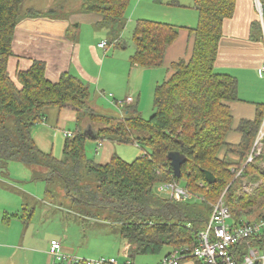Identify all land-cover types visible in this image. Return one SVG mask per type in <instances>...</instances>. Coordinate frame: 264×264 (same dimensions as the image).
Listing matches in <instances>:
<instances>
[{"label":"trees","instance_id":"obj_1","mask_svg":"<svg viewBox=\"0 0 264 264\" xmlns=\"http://www.w3.org/2000/svg\"><path fill=\"white\" fill-rule=\"evenodd\" d=\"M192 1L197 24L188 29L190 56L172 63L169 78L155 87L154 113L147 120L132 106L119 118L93 113L87 105V85L69 74L56 83L49 82L38 61L25 71H17L13 80L7 63L13 55L15 27L23 18V0H0V169L7 171V163L18 162L41 169L43 175L36 178L45 182L59 177L65 194L83 206L80 215L121 226L119 235L129 261L139 255L160 254L164 248L166 255L175 249H191L209 219L210 206L222 195L232 228L264 223V136L259 141L260 152L247 162L251 152L255 153L254 145L264 123V105L256 104L253 120L238 122L235 131L240 134L239 142L227 143L225 138L232 125L229 103L238 100L237 81L214 70L221 27L232 17L235 0ZM258 2L264 22V0ZM172 6L182 7L176 2ZM128 7L129 0H81L83 13L96 14L100 18L97 25L116 34L125 25ZM255 14L251 27L261 35ZM181 29L137 20L131 33V65L161 67L166 48ZM49 108H67L76 113L77 126L70 136H65L62 161L41 151L30 133L42 123ZM11 118L13 122L8 125ZM81 118L97 125L89 137L77 124ZM88 140L136 145L143 153L130 163L114 155L107 164H96L86 158ZM170 153L183 157L178 178L167 158ZM205 171L214 176V183L206 181ZM243 182L255 184V189L244 192ZM164 184L182 188L190 198L176 201L168 197L158 191ZM48 192L46 189L45 194ZM263 239L262 226L258 234L245 239V246L262 250Z\"/></svg>","mask_w":264,"mask_h":264},{"label":"crops","instance_id":"obj_2","mask_svg":"<svg viewBox=\"0 0 264 264\" xmlns=\"http://www.w3.org/2000/svg\"><path fill=\"white\" fill-rule=\"evenodd\" d=\"M49 1V3L41 1L37 8V0H23L21 6L23 18L15 27L11 43L13 55L7 63L9 75L14 80L17 71L27 70L35 61L43 64L45 77L49 82L56 83L61 76L69 74L87 85L89 98L93 95L97 96L93 104L89 102V109L99 116L108 117L101 113L111 112V107L106 103L109 102L113 105L112 102L118 100L111 101L110 97L122 94L124 99L131 97L132 102L123 104L122 108L114 105L119 110L120 116L128 106L143 110L141 105L143 103L140 102L142 93L145 97L152 92L153 101L154 89L169 78L172 73V63L180 59L187 60L190 56L191 36L188 29L196 27L197 12L189 7L188 0H182V3H179L181 6L183 5L182 7L163 4L164 6L159 8L154 2H151L147 8L142 7L144 17H141L140 20H146L149 8V12L158 13V16L164 19V23L182 28L175 41L166 48L162 66L152 69L131 65L130 57L133 55V49L131 48V52L128 54L127 51H124L126 46L121 40V32L118 33L116 39L110 42L103 39L102 31L108 34L116 33H112L110 29L100 28L97 25L100 18L96 14L83 13L81 0H73L77 8L65 7L70 4L71 0ZM165 7L167 9H163ZM40 11H44V13H40ZM255 13L254 0H235L232 17L226 19L222 24L221 38L217 47L215 71L230 75L237 81L238 100L229 103L232 125L225 138L229 144H237L240 140V134L235 131L238 122L253 120L256 104L264 105V71L261 70L264 63V42L260 33L251 27V22L256 20ZM187 15H191L190 18ZM123 28L125 29V26ZM101 42H106L105 50L98 47ZM108 47H112L113 51L110 52ZM134 81L138 82L139 86L135 85ZM123 85L124 87H122ZM91 87L94 88L93 94L90 93ZM61 111L72 113V116L67 117L63 122L77 120L74 110L65 108L53 112L52 108H49L45 111V118L39 124L40 127H33L30 132L35 145L43 152H51V147L46 149L42 145L47 144L48 146L49 144L44 141L55 137V134L51 135V131L46 128L47 122L52 119V114L57 120ZM83 119L85 118H81L77 124H80ZM84 123L85 131L90 132V135L91 131L95 132V129L91 130L90 123ZM63 133L65 136L71 132L68 130ZM39 140L43 143L39 144ZM110 144L113 143L106 140L96 141L95 152L103 156L102 159L97 160V163L92 160L94 163L104 165L111 160L112 155L115 154H113ZM116 144L119 145V143ZM103 145L105 146L103 147ZM107 145L109 148L106 150ZM229 157L233 156L229 155ZM0 171V264H21L23 254L27 258L28 253H32L31 257L36 261L38 252L31 248V239L35 230L32 231L29 228L35 210L30 211L29 209L28 215L24 212L28 207L25 205L28 199L34 203V194L31 188L23 183H29L28 178L35 183L45 181L36 178L37 170L29 173L30 176L22 180L18 177H11L10 171L8 173L1 169ZM244 184L247 183L243 182ZM250 185L254 190L253 185L255 184ZM257 224L264 227V223ZM27 231H30L31 234L27 235ZM124 250L125 245L123 252ZM166 253L167 250L162 254L158 263ZM40 254L42 255V253ZM86 259L94 260L95 258L86 257ZM126 261L129 260L125 258L124 262ZM45 262L48 264L49 260H45ZM129 264L132 262L129 261ZM179 264L197 263L195 260L188 259Z\"/></svg>","mask_w":264,"mask_h":264},{"label":"rangeland","instance_id":"obj_3","mask_svg":"<svg viewBox=\"0 0 264 264\" xmlns=\"http://www.w3.org/2000/svg\"><path fill=\"white\" fill-rule=\"evenodd\" d=\"M41 1L50 2L49 0H37V8H39L38 4ZM179 1V2H178ZM151 2L156 3V5L161 8L164 5L171 6L173 3L179 4L182 3V0H129V7L127 8L126 16H125V29L123 28L121 31V40L125 44L126 48L124 51H127V54L131 52V48L134 52V43L131 40V33L133 30V24L137 20H140L141 17H144L142 11V7L147 8ZM72 3V4H71ZM180 3V4H181ZM190 4L189 7L193 6L192 0H188L187 2ZM162 4V5H161ZM164 4V5H163ZM179 4V5H180ZM77 8L75 2L71 0L70 4L66 5V8ZM183 6V5H182ZM24 7V6H23ZM71 8V9H73ZM167 9V7L163 8ZM67 10V9H66ZM194 10V9H192ZM40 13H44V11H40ZM191 14V13H186ZM190 18L191 15H187ZM193 18V17H192ZM195 19V18H194ZM148 21L161 22L164 23V19L158 16L156 12H149V8L147 11ZM129 21V22H128ZM103 39L107 41H112L117 38L118 34H108L102 31ZM109 51L112 52V47H108ZM109 56V55H108ZM215 70V69H214ZM126 80V79H125ZM124 82V81H123ZM134 84L139 86L138 82L134 81ZM94 86V85H93ZM92 86V87H93ZM91 87V94L94 93V88ZM124 87V85L122 86ZM144 90V88H143ZM123 95V94H122ZM115 95L111 96L110 100H119L125 101L123 96ZM96 95H93L87 101L88 107L89 102L93 104L96 100ZM123 97V98H121ZM252 97V96H250ZM124 99V100H123ZM247 101V100H246ZM143 110H138L143 119H149L154 113V106L152 104V92L148 96H143L140 100ZM259 103V102H257ZM107 106H110L111 112H101L108 117L119 118L120 114L119 110L115 108L111 103H106ZM113 107V108H112ZM122 108V106L120 107ZM53 112H58L59 109L52 108ZM72 116V113L69 111L63 112L61 111L60 117L56 120V117L52 114V119L47 122L46 128L51 131V135L55 134L54 138H49L48 141H44L48 143L42 145L43 148L49 149L51 147V154L54 158L62 161L64 160V155L62 153L63 143L65 136L63 135L64 131L73 132L76 126V119L74 122H63L67 117ZM13 119H9L7 122L8 125L12 124ZM88 121L87 118L81 120L80 127L82 132L86 130L83 128V123ZM85 124V123H84ZM91 124V130L96 128V124ZM40 125H36L35 128H39ZM262 128V127H261ZM260 128V129H261ZM264 132V130H263ZM40 142V140H39ZM113 149V154L122 159L125 162H132L137 159L143 151L140 148H137L135 145H117L116 142H110ZM41 141L39 144H42ZM60 144V148H59ZM96 142L89 141L85 145V155L89 160H94L97 163V160L102 159V156L95 152L96 150ZM105 145H103L104 147ZM109 148V145L106 146V150ZM53 149V151H52ZM261 149V145H259V152ZM258 152V153H259ZM99 153V152H98ZM114 155H112L113 157ZM111 157V158H112ZM36 170L32 167L29 169L24 167L22 164L18 162L7 163V171H10L11 177H18L19 179H25L30 176L31 173ZM30 173V174H29ZM43 175V171L41 169H37V176ZM1 175V171H0ZM89 180L93 179V176L89 175ZM27 184L29 188H31L32 193L34 194V203H32L31 199L27 200L25 205L28 207L24 212L28 215L30 211L35 210L32 216V223L29 226L30 230L34 231V236L32 235L31 244L32 249L37 250V259L34 261L31 257V254L26 255L23 254V258L21 264H47L45 260H49L48 264L53 263V259L49 258L47 252L49 249V242L51 239L57 240L61 245V250L68 257H76L78 259H86L88 258H104L109 260L114 258V260L118 261L119 264L124 262L125 254L123 252L124 243L120 238V228L119 224H116L114 221H105L103 218H95V217H86L84 215H80V210L83 206L78 205L77 202H73L70 197H68L63 190V183L59 177H55L52 181L49 182H40L35 183V181H30ZM47 186V188H45ZM83 186V185H82ZM250 190L252 189L251 186ZM255 187V185H253ZM49 190L47 194H45V190ZM248 193V191H245ZM30 209V211H29ZM80 209V210H79ZM27 235H30L31 232L27 231ZM29 249V248H26ZM67 250V251H66ZM70 251V252H69ZM165 248L162 250L160 254H148V255H139L135 256L130 262L132 264H159L158 261L162 257V254L165 252ZM26 253V252H24ZM42 253V255L40 254ZM44 256V257H43ZM123 261V262H122ZM261 264V263H260Z\"/></svg>","mask_w":264,"mask_h":264},{"label":"built area","instance_id":"obj_4","mask_svg":"<svg viewBox=\"0 0 264 264\" xmlns=\"http://www.w3.org/2000/svg\"><path fill=\"white\" fill-rule=\"evenodd\" d=\"M254 4L261 26V39L264 42V22L261 5L258 0H255ZM98 47L105 50L107 44L106 42H101ZM261 70L264 71V63L261 66ZM131 102V97H128L125 101L118 100L117 102L114 101L112 103L115 106L121 107L123 104H129ZM263 130L264 123L259 130V135L254 145L255 153L253 151L251 152L247 162H250L253 159L254 154H258L260 145L259 141L264 136ZM65 136H70V133H67ZM239 175L240 172L236 174V177ZM249 186L251 185L244 184L242 186L243 191H248V193L251 192ZM158 191L165 193L168 197L173 198L176 201H185L190 198V195L185 190L174 184H164L158 188ZM210 208L209 219L204 228L198 232L197 243L195 246L191 249L181 248L171 251L161 259L159 264H179L181 261L188 259L200 261L202 264H264V245L261 250L254 246H245L244 242L245 239L258 234L261 230V225L243 224L232 228L229 224L230 213L224 203L223 195L216 201V203L212 204ZM48 256L50 259H53L54 263L66 261L72 264L80 262H84L85 264H119L114 258L109 260L104 258L83 260L76 257H68L62 252L61 245L57 240H51L49 242ZM121 264H129V261Z\"/></svg>","mask_w":264,"mask_h":264},{"label":"water","instance_id":"obj_5","mask_svg":"<svg viewBox=\"0 0 264 264\" xmlns=\"http://www.w3.org/2000/svg\"><path fill=\"white\" fill-rule=\"evenodd\" d=\"M82 134L87 137L91 136L90 132L87 131H84ZM167 158L170 161L173 175L178 178L180 176V167L183 163V157L177 153H170ZM204 175L208 183H214V176L210 172L205 171Z\"/></svg>","mask_w":264,"mask_h":264}]
</instances>
